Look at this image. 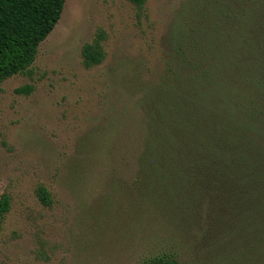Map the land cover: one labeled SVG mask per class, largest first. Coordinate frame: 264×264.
<instances>
[{"label":"rangeland","instance_id":"374dc122","mask_svg":"<svg viewBox=\"0 0 264 264\" xmlns=\"http://www.w3.org/2000/svg\"><path fill=\"white\" fill-rule=\"evenodd\" d=\"M222 3L145 0L138 14L129 0H65L28 71L0 83V195L10 196L0 264H264L245 235L213 238L166 202L139 199L133 166L122 164L142 136L139 102L166 68L173 31L202 13L214 19ZM98 34L103 60L85 67L82 47Z\"/></svg>","mask_w":264,"mask_h":264},{"label":"trees","instance_id":"16d2710c","mask_svg":"<svg viewBox=\"0 0 264 264\" xmlns=\"http://www.w3.org/2000/svg\"><path fill=\"white\" fill-rule=\"evenodd\" d=\"M129 1L140 14L145 0ZM64 2L0 0V83L28 71ZM229 2L173 31L166 68L139 102L142 136L122 164L133 166L139 199L166 202L213 238L239 232L248 250L264 252V0ZM101 39L83 45L85 67L103 60ZM37 195L50 203L44 186ZM9 207L4 192L0 223Z\"/></svg>","mask_w":264,"mask_h":264}]
</instances>
